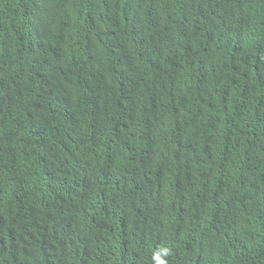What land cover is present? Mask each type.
Wrapping results in <instances>:
<instances>
[{
  "label": "trees",
  "instance_id": "1",
  "mask_svg": "<svg viewBox=\"0 0 264 264\" xmlns=\"http://www.w3.org/2000/svg\"><path fill=\"white\" fill-rule=\"evenodd\" d=\"M92 1L0 0V40H9L17 58L8 79L0 51V79L9 86L0 94V161L10 169L2 174L5 181L17 176L13 185L0 182V262L115 264L136 231L139 254L149 223L147 233H165L166 242L148 249L166 246L170 264H264V249L255 250L264 247V0H108L104 6L114 7L109 22L116 39L130 44L123 59L133 70L112 75L93 68L79 75L93 33L106 39L90 25ZM43 4L56 20L47 22ZM137 14L146 30L133 27L134 20L140 23ZM34 20L47 25L46 38L19 48L11 39ZM148 34L167 50V76L156 75L157 67L137 54ZM208 70L222 92H209ZM139 77L159 86L141 88ZM96 86L120 117L128 114L122 100L134 110L145 102L132 116L139 131L116 158L103 157L109 130L95 148L87 133L71 136L77 112H64L71 98L93 109L89 91ZM244 119L250 132L232 142L228 121L236 126L232 120ZM201 138L210 143L203 181L210 184L205 200L213 216L209 209L190 213L191 224L184 225L180 212L155 192L147 169L163 154L194 165L199 157L190 147ZM84 150L87 161L79 168L70 152L79 158ZM42 153L57 155L48 173L58 179L35 176ZM232 194L242 203H230ZM20 213L23 218L16 219ZM193 228L211 235L194 241Z\"/></svg>",
  "mask_w": 264,
  "mask_h": 264
},
{
  "label": "clouds",
  "instance_id": "2",
  "mask_svg": "<svg viewBox=\"0 0 264 264\" xmlns=\"http://www.w3.org/2000/svg\"><path fill=\"white\" fill-rule=\"evenodd\" d=\"M44 1V0H43ZM108 2V0H93L91 3H95L92 6L90 12L91 23L90 25L96 30H102L101 36H105L106 39L102 40L100 35H98V31L93 33L94 42H90L91 46L89 50L86 51L85 55L87 60L84 62L82 67L80 68V74H87L92 71L93 68L100 69L99 71L105 72L106 74L110 73L112 75H116L125 71L133 70V68L123 59L125 55V50L128 47V43L122 42L115 37L116 27H114L109 19L114 17V7L112 9L106 8L104 3ZM106 4V3H105ZM45 10L47 12V4H43ZM134 9L127 15L125 21L130 22L131 14ZM47 22H52L56 20L53 16L52 12H47ZM140 18V23L134 20L135 28H142L146 30L148 27L145 23V19L137 14ZM108 20V22H107ZM101 21V22H100ZM97 24V25H96ZM46 26H37V22L34 20L30 24H26L22 27V29L15 34V36L11 40H15L19 48L22 44L32 45V41H36L38 37L42 39L46 38ZM42 35V36H41ZM2 38V37H1ZM0 38V39H1ZM144 44L140 46H136L137 54L144 57L145 62L149 61L157 67L158 71H156V75H164L167 76L169 71L164 65L166 58H168V53L165 48L158 42L155 35L148 34L146 39H143ZM0 51L1 54H5V63H6V76L9 79L10 71L13 69L16 64V60H14V49L11 46L8 39L0 40ZM196 58L200 62H203L201 56L197 53ZM209 76V80L205 81L209 92L213 91L222 92V88L219 85L220 83L215 82L211 77L213 76L212 71H206ZM11 74V76H12ZM7 79V81H8ZM6 81V82H7ZM6 82L0 79V94L3 93L9 86H6ZM137 84L144 89H152L158 87L159 85L150 84L140 77L137 80ZM202 88L205 90L204 85L202 84ZM133 91L128 90V96L130 100L133 97ZM235 94L237 96H235ZM234 98H239L240 91H235ZM89 96L92 100V108L87 106H82L74 98H71L73 101H65L67 102V108L64 112H77L74 113L76 116V120L71 122V127L73 128V132H71V136H78V134L87 133L92 137V140L88 142L94 144L95 148H100V145L104 142L103 135L105 130H109V134L107 135V139L103 146V157L107 158H116L119 155V150L124 146L125 143L130 141L132 137H134V133L136 129L139 131V126L132 121V116L134 111H137V114L140 112L141 108L145 105V102L142 101L138 106L134 108H128V102L126 100H122L120 105H122V109L125 110L128 114L120 117L117 107L113 106L111 103L107 101L105 98V91L102 87L96 86L93 91H89ZM256 100V97H254ZM77 105V106H74ZM0 109H2V101H0ZM51 109L50 104L47 105V111ZM143 111V110H142ZM232 122L236 125H232L231 122L228 121L227 132L229 133V137H231L232 142H241L246 134L250 132V127L247 129L244 124L246 123L245 119L241 120L239 123L236 121ZM219 142L226 143L225 140L220 136H218ZM78 141V139H75ZM210 143L201 138V140L196 141L190 147L194 154L199 157L197 161L194 162V165H182L180 161L172 158L168 155H162L157 159L156 162L151 164L147 172L149 173L150 180L154 187V190L157 194L165 197L168 200L169 205H173L175 209L180 212V219L182 224L188 225L191 224L190 213L199 212L203 209H209L212 213L211 205L205 200L206 190L204 187H210V184H206L203 180L208 173L204 163L206 162V158H204V152L207 150L208 145ZM97 146V147H96ZM200 149H203L202 153L199 152ZM43 154V153H42ZM40 154V155H42ZM71 156L75 157L76 164L80 168L87 161V155L85 150L82 152L81 156L78 158L74 155V153L70 152ZM39 155V156H40ZM44 158L39 159L37 164L38 167L33 169L37 173L35 176H44L48 175V171L50 168L57 164L58 157L57 155L50 156L46 153L43 154ZM6 165H4L0 161V182L4 183H14L17 176H15L12 180L5 181L2 174H8L10 169H7ZM51 177L58 179L55 174H49ZM72 176V175H69ZM10 192V197L14 194V191L8 190ZM17 195V193H16ZM8 197V200H12ZM18 197V196H17ZM182 202L184 206L177 205L176 202ZM230 203L241 204L242 200L232 194V196L228 199ZM263 213L262 203L255 204ZM3 206V205H2ZM4 207V206H3ZM5 208V207H4ZM6 209L9 211L11 206H7ZM19 218L22 219L21 213L18 214ZM22 217V218H21ZM175 219V218H174ZM170 219L167 221L165 225L166 228L170 227L168 224L175 223L177 219ZM180 222V221H179ZM144 229L149 232L151 231L150 224H146ZM145 233L143 241L139 244V250L135 251L136 244L138 242L137 231L134 238L131 242H127L124 244L123 251L118 254L115 260V264H170V258L168 257V253H166V246L157 245L154 246L151 250L148 249L147 244H163L166 242L164 239L166 237L165 233ZM163 232H166L163 229ZM211 232L207 228L203 229H194L193 234L190 239L197 241L198 239H203L206 236H210ZM173 239V238H172ZM178 239V236H174V241ZM83 243V242H82ZM81 243V244H82ZM264 247H257L255 250H260ZM56 259V258H55ZM55 259L53 261H55ZM1 260V258H0ZM243 264H258L256 261L252 259H247L242 261ZM3 264V262H0Z\"/></svg>",
  "mask_w": 264,
  "mask_h": 264
}]
</instances>
